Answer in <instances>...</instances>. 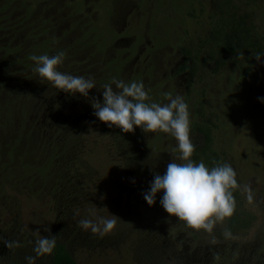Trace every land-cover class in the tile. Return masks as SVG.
Here are the masks:
<instances>
[{"label": "rangeland", "instance_id": "rangeland-1", "mask_svg": "<svg viewBox=\"0 0 264 264\" xmlns=\"http://www.w3.org/2000/svg\"><path fill=\"white\" fill-rule=\"evenodd\" d=\"M18 2L36 15L53 12L54 4L58 14L75 15L70 27L100 51L112 73L99 82L100 99L112 77L142 81L152 101L167 102L165 93L182 95L196 146L190 158L209 168L229 164L254 199L249 203L239 188L231 190L233 215L244 228L230 227L228 217L211 231L190 228L163 211L160 193L151 207L142 197L154 173L162 174L170 159L180 162L175 139L136 127L90 126L84 115L82 155L94 170L90 196L59 222L51 197L22 182L5 187L11 197H0V264H22L8 258L3 245L15 233L12 225L33 241L37 229L56 235L77 264H264V103L258 101L264 98V0ZM76 102L72 106L80 110ZM107 211L123 222L103 236L77 223Z\"/></svg>", "mask_w": 264, "mask_h": 264}, {"label": "trees", "instance_id": "trees-1", "mask_svg": "<svg viewBox=\"0 0 264 264\" xmlns=\"http://www.w3.org/2000/svg\"><path fill=\"white\" fill-rule=\"evenodd\" d=\"M55 6L53 12L45 11L41 16L30 13L18 0L0 2V197H11L3 189L22 182L35 193L51 197L62 222L73 217V208L82 197L90 196L94 170L82 155L85 138L79 121L85 115L90 126L106 125L95 118L90 103L93 97L101 100L97 95L99 82L112 73L106 60L101 61L100 51H93L77 36V28L70 27L75 15L70 11L58 14ZM58 50L66 52L58 70L93 78L98 83L96 92L90 90L86 98L65 93L33 71L29 54L52 55ZM75 100L80 110L72 106ZM228 225L245 227L233 213ZM11 229L15 233L9 241L16 240L21 246L7 249L8 258L12 255V261L26 264L25 257L34 255V241L17 226ZM56 241L54 251L35 264H77L61 238L56 237Z\"/></svg>", "mask_w": 264, "mask_h": 264}, {"label": "clouds", "instance_id": "clouds-1", "mask_svg": "<svg viewBox=\"0 0 264 264\" xmlns=\"http://www.w3.org/2000/svg\"><path fill=\"white\" fill-rule=\"evenodd\" d=\"M65 56L64 50H58L52 55L29 54L28 59L33 62V71L53 87L88 97L89 91L96 87L95 80L59 71L58 66L64 62ZM102 89V99L93 97L90 103L98 121L123 132H131L136 127L144 133L170 134L176 141L180 162L170 159L162 174H153L148 190L142 193L149 207L160 193L159 204L169 217H175L176 221H182L190 228L211 231L216 221L232 215L235 208L232 189L239 188L247 201L253 202L251 186L238 184L236 172L229 164L218 163L209 168L202 161L193 162L190 158L196 146L189 135V105L182 95L165 93L167 102L152 101L142 81L126 82L116 77L104 83ZM258 101L264 103V98L258 97ZM107 213V216L81 218L77 223L82 230L103 236L120 220ZM36 231L37 238L32 248L34 255L25 257L26 264H35L38 258L50 255L57 243L56 235H39V230ZM46 231L49 233L48 228ZM230 235V231L225 229L224 236ZM3 245L7 249L21 246L16 240H4Z\"/></svg>", "mask_w": 264, "mask_h": 264}]
</instances>
